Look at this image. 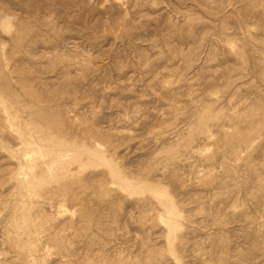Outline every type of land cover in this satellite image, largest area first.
Returning a JSON list of instances; mask_svg holds the SVG:
<instances>
[{
    "label": "rangeland",
    "instance_id": "374dc122",
    "mask_svg": "<svg viewBox=\"0 0 264 264\" xmlns=\"http://www.w3.org/2000/svg\"><path fill=\"white\" fill-rule=\"evenodd\" d=\"M0 264H264V0H0Z\"/></svg>",
    "mask_w": 264,
    "mask_h": 264
}]
</instances>
